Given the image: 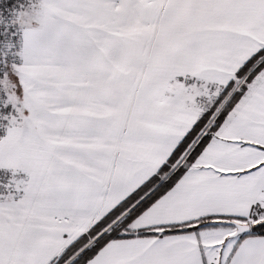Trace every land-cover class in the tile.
Segmentation results:
<instances>
[{"label": "snow or ice", "instance_id": "obj_1", "mask_svg": "<svg viewBox=\"0 0 264 264\" xmlns=\"http://www.w3.org/2000/svg\"><path fill=\"white\" fill-rule=\"evenodd\" d=\"M0 264H264V0H0Z\"/></svg>", "mask_w": 264, "mask_h": 264}]
</instances>
